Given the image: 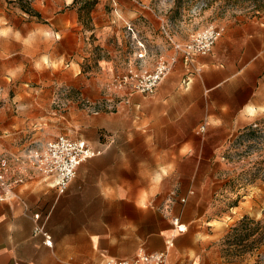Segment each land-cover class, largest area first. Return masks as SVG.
<instances>
[{"label":"crops","instance_id":"0c3cea01","mask_svg":"<svg viewBox=\"0 0 264 264\" xmlns=\"http://www.w3.org/2000/svg\"><path fill=\"white\" fill-rule=\"evenodd\" d=\"M71 2L62 0L66 6ZM147 9L142 13L146 26L136 28L163 56L174 54L161 36L164 15ZM50 19L51 34L40 28L34 36L40 42L38 51L32 52L23 36L4 42L3 70L19 75L46 69L50 77L33 78L39 83L35 86L30 76L22 81L17 94L23 97L24 117L10 118L2 131L25 132L30 124H48L51 119L56 126L76 125L75 138L98 152L78 166L64 194L58 193L51 178L29 172L25 182L13 189L14 195L0 201V264H103L106 258L164 251L171 236L181 256L177 264H203L200 256L209 239L224 235V227L212 226L216 220L208 215L228 187L217 178L221 175L217 168L201 170V162L214 163L220 145L234 131L264 115V19L226 24L212 51L196 55L190 63L187 85L182 80L188 68L178 55L153 94L134 93L117 111L96 115L87 114L77 99L81 95L97 101L103 83V71L93 77L84 68L77 14L67 6ZM37 53L38 61L28 58ZM37 88L56 101L52 114L47 109L36 111L35 102L25 98ZM65 92L70 97L60 105ZM100 132L115 149H107L110 144L100 141ZM181 183L185 187H179ZM169 190H176L183 203L163 204ZM236 208L241 211L235 212ZM36 212L37 223L50 235V245L33 234ZM242 213L241 205H236L224 215L233 220ZM176 220L185 225L184 230L176 229ZM208 261L216 264L215 258Z\"/></svg>","mask_w":264,"mask_h":264},{"label":"rangeland","instance_id":"374dc122","mask_svg":"<svg viewBox=\"0 0 264 264\" xmlns=\"http://www.w3.org/2000/svg\"><path fill=\"white\" fill-rule=\"evenodd\" d=\"M31 5L36 12L32 15L21 10L11 0H0V163L6 161L13 167H16L15 155L25 147L50 140L57 134L65 133L75 138L79 128L69 123L56 126L50 119L48 124L37 121L28 125L25 132L2 131V126L10 118L19 120L24 117L23 97L17 94V87L22 81L30 76V83L35 86L39 83L33 78L50 77L46 69H30L19 75L14 71L3 70L1 64L5 58L1 52L7 39L23 36L29 39L27 45L30 50L38 51L40 42L34 40L35 34L41 33L40 28H43V34L50 35L51 16L69 6L74 9L77 21L82 25L83 56L86 59L84 68L93 77H96L94 72L103 71V75H100L103 87L119 73L130 55L131 44L125 34V22L139 28L146 26L142 13L147 8L156 9L164 15L163 22H167L172 34L182 40H186L191 32L210 24L222 27L221 34L228 23L264 19V0H96L90 12L81 7L83 0H77L75 4L71 2L67 6L62 0H32ZM39 57L37 53L28 58L38 61ZM35 90L33 94H26L25 98L30 99L31 103L35 102L36 111L47 109L52 114L51 110L56 107L52 95L44 89ZM68 97L69 93L65 92L60 105H65L67 102L64 100ZM99 138L101 142L110 144L107 149H115L104 132H100ZM126 147L130 149L129 143H126ZM216 153V161H202L201 170L217 168L221 173L217 178L228 187L227 191L221 193L212 214L208 215L210 219L216 220L212 221V226L224 227V235L209 239L200 260L204 261L203 264H214L208 261L209 258H215L216 264H264V115L234 131ZM187 168L185 164L184 171ZM179 187H185V184L181 183ZM63 194H60V198H63ZM176 196V190H169L163 204L167 203L169 207L182 204ZM236 205H241L242 216L229 220L224 214ZM234 211L240 212L241 208ZM224 221L227 222L225 226L222 223ZM177 224L180 222L177 221ZM167 240L171 241L167 242L165 250L169 264H177L181 256L172 245V236Z\"/></svg>","mask_w":264,"mask_h":264},{"label":"built area","instance_id":"2783aa9c","mask_svg":"<svg viewBox=\"0 0 264 264\" xmlns=\"http://www.w3.org/2000/svg\"><path fill=\"white\" fill-rule=\"evenodd\" d=\"M124 28L131 44L129 59L123 70L101 88V96L97 101L92 102L84 96H78V104L87 114L115 112L119 105L129 103L130 96L134 93L153 94L172 70L178 55L188 68V73L182 80L187 85L191 79L190 63L196 55L211 52L223 30L222 27L210 24L191 32L186 40L179 41L172 34L169 24L163 22L160 26L161 35L174 50V54L165 57L161 51L150 47L133 23L125 22ZM203 130L204 126H201L200 131ZM23 150L14 157L16 167L6 164V161L0 163V201L10 199L14 195L13 189L25 182L29 172L51 178L58 193H63L75 177L78 166L98 152L84 139L72 138L66 134H58L46 142H38ZM32 217L36 221L33 234H40L44 238V244L50 245V235L43 224L37 223L40 214L36 212ZM174 223L177 224V220ZM103 264H167V252L139 251L131 258H106Z\"/></svg>","mask_w":264,"mask_h":264},{"label":"trees","instance_id":"16d2710c","mask_svg":"<svg viewBox=\"0 0 264 264\" xmlns=\"http://www.w3.org/2000/svg\"><path fill=\"white\" fill-rule=\"evenodd\" d=\"M32 0H11L17 7H19L24 12H27L32 15V13H36L34 8L31 5ZM96 0H83L82 8H86L88 12L94 6ZM77 0H73L72 4H75Z\"/></svg>","mask_w":264,"mask_h":264},{"label":"bare ground","instance_id":"6f19581e","mask_svg":"<svg viewBox=\"0 0 264 264\" xmlns=\"http://www.w3.org/2000/svg\"><path fill=\"white\" fill-rule=\"evenodd\" d=\"M176 229H178V230H184L185 229V225H183V224H177L176 225Z\"/></svg>","mask_w":264,"mask_h":264},{"label":"snow or ice","instance_id":"6c2138e0","mask_svg":"<svg viewBox=\"0 0 264 264\" xmlns=\"http://www.w3.org/2000/svg\"><path fill=\"white\" fill-rule=\"evenodd\" d=\"M249 111H251V109Z\"/></svg>","mask_w":264,"mask_h":264}]
</instances>
